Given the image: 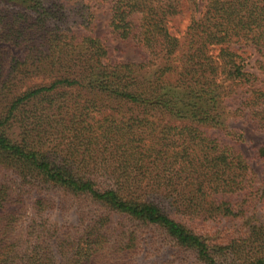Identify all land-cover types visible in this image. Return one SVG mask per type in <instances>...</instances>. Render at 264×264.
<instances>
[{
  "label": "trees",
  "instance_id": "16d2710c",
  "mask_svg": "<svg viewBox=\"0 0 264 264\" xmlns=\"http://www.w3.org/2000/svg\"><path fill=\"white\" fill-rule=\"evenodd\" d=\"M109 1L111 32L146 63L109 64L55 0H0V43L25 53L5 69L0 48V166L18 180L0 186V264H141L147 231L176 249L146 264H264L207 224L237 217L224 197L253 189L241 153L208 130L227 132L228 99L264 130V85L241 54L253 47L264 73V0ZM24 183L97 206L58 222L57 198Z\"/></svg>",
  "mask_w": 264,
  "mask_h": 264
},
{
  "label": "rangeland",
  "instance_id": "374dc122",
  "mask_svg": "<svg viewBox=\"0 0 264 264\" xmlns=\"http://www.w3.org/2000/svg\"><path fill=\"white\" fill-rule=\"evenodd\" d=\"M61 4L68 16V23L79 36L90 35L104 44L107 50V62L113 63H146L149 59L148 51L132 38L121 39L111 32L110 28V1L109 0H55ZM199 10L205 4V0H198ZM85 10L90 14L86 21L82 19V12ZM198 13H196L197 16ZM189 22V14H185L180 20L175 19L179 30H183ZM239 48L241 45H232ZM4 50V66H9L12 57L22 59L25 55L22 47H15L9 43H0ZM244 68L252 72L258 78L257 82L264 85V73L258 69V53L251 46L241 47ZM144 75L143 72L138 73ZM26 82H29L26 80ZM29 84V83H26ZM240 97V96H238ZM242 98L244 95L241 96ZM239 99H228L225 104L228 108L226 114L227 132L209 128L208 133L215 134L220 143L230 146L240 152L249 166V174L253 189L248 192H240L225 196L230 201L234 210H241L237 217L226 219L221 224L208 222L210 236H221V238H236L240 240V247L243 259H251L256 255H264V156L259 153V148H264V130L258 128L250 121L246 110L236 111ZM242 100V99H241ZM237 102V104H236ZM0 166V186L12 184L17 192L18 180L14 175ZM263 183V184H262ZM16 185V186H15ZM23 189L19 192H43L57 198L59 202L50 210L52 217L58 222L73 221L75 210L82 205L86 210L96 208L91 202H84L81 197L65 193L66 191L51 185L37 186L36 183H24ZM258 189V190H257ZM27 194V193H26ZM28 195V194H27ZM246 202L243 204L242 200ZM145 229V228H143ZM142 229V230H143ZM147 230V229H145ZM214 238V237H213ZM143 252L137 256L141 264L165 260L176 249L173 243L165 240L157 231L152 234L147 231L143 236ZM181 256V254H179Z\"/></svg>",
  "mask_w": 264,
  "mask_h": 264
}]
</instances>
